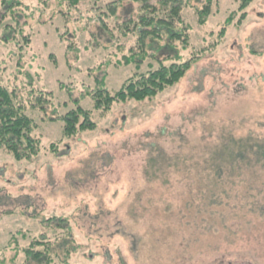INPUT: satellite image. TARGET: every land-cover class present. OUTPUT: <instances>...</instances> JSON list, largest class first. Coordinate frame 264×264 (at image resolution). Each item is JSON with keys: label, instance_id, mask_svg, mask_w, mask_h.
Here are the masks:
<instances>
[{"label": "rangeland", "instance_id": "374dc122", "mask_svg": "<svg viewBox=\"0 0 264 264\" xmlns=\"http://www.w3.org/2000/svg\"><path fill=\"white\" fill-rule=\"evenodd\" d=\"M108 1L99 0L100 4ZM211 1L216 12H211L205 25L196 23L197 28L203 29L194 28L191 42L192 50L197 51L205 41L212 50H207L178 84L152 100L115 103L107 111L94 109L95 78L105 76L110 90L120 89L135 71V65L125 68L117 63L122 56L129 55V45L114 35L110 40V33L93 17L98 10L95 1L81 2L82 20L65 19L60 0H24L25 9L30 12L24 8L18 12L23 14V23L29 16L24 33L32 37L33 54L27 60L41 69L39 84L55 94L46 111L39 109L32 113L38 127L36 132L48 148L31 161H18L0 147V262L4 259L12 263L16 259L15 264H23L25 253L14 248L16 238L20 236L21 246H26L32 236L22 231L34 228L36 232H30L39 235L43 218L55 214L68 218L67 209L85 197L82 199L91 202L87 211L80 214L75 211V218L81 221L77 226L83 232L78 234L77 230L76 237L83 246L69 264H163L164 259L154 255L159 251L156 245L170 246L157 241L153 230L169 212L157 199L141 202L150 192L143 176L149 150L163 147L172 152L189 142L200 145L204 125L207 133H214L213 146L230 144L237 150L233 144L240 140L264 143V0H253L247 9L248 16L237 25L241 0ZM191 2L200 8L207 0ZM229 16L234 24L226 30L222 41L217 30ZM109 26L113 34H121L113 29L115 24L111 22ZM5 27L3 24L0 29L1 41L4 35L11 38ZM0 46L5 47L4 59L9 58L12 39L0 42ZM22 63L29 65L26 61ZM100 63L103 65L99 66ZM77 101L91 110L97 126L79 129L73 137L64 136L63 117L75 108ZM52 143L57 146L56 152L51 151ZM255 158L244 167L247 169L244 179L256 185L253 191L258 196L250 203L255 200L257 205L253 208L257 210V206L264 208V164ZM259 171L261 174L255 176ZM225 186L227 199L239 201L241 190L238 193L233 186ZM90 193L100 198L93 201ZM160 194L165 202L170 199L164 192ZM259 215L253 223L245 221L251 224L245 232L250 244L227 264H238L234 257L241 256H246L251 261L249 264H264V213ZM187 224L184 221V230L188 229ZM218 230L217 226H211L210 230L199 233L197 239L193 238L192 247L198 256L217 244H227L229 231ZM111 245L112 250L108 251ZM172 247L176 249L175 245ZM165 248L160 249L166 255L173 251L171 247ZM157 256L159 259L154 261ZM171 261L184 264L185 260Z\"/></svg>", "mask_w": 264, "mask_h": 264}, {"label": "trees", "instance_id": "16d2710c", "mask_svg": "<svg viewBox=\"0 0 264 264\" xmlns=\"http://www.w3.org/2000/svg\"><path fill=\"white\" fill-rule=\"evenodd\" d=\"M82 1L87 0H60L62 16L65 19L80 17L83 20L84 17L79 16ZM91 1L96 2L98 9L93 17L110 33V40L114 35L121 37L124 44L129 45V55L122 56L117 62L118 65L125 68L135 65L134 73L116 91L107 87L105 76L95 78L96 84L92 94L95 110L109 111L115 103H127L132 100H152L178 84L193 64L207 50H212L206 41L203 44L207 47L192 50L191 42L194 28L203 29H198L196 23L203 26L212 16L214 2L211 0H207L200 8L193 5L191 0H110L105 4H100L99 0ZM252 2L253 0H241V16L236 25L248 16L247 9ZM24 3V0H0V29L3 24L6 25L4 29H8L11 35V38L4 35L0 42L12 39L13 45L11 55L7 59H4L3 55L5 47L0 46V147L18 161H31L41 154L43 149L48 148L43 146L42 138L36 132L38 127L32 113L39 109L46 111L47 107L52 105L55 92L39 84L41 69L32 65V60H27L28 56L33 54L30 52L32 37L24 33V25L29 22V16H24L26 22L23 23V14L18 12L23 8L30 12L25 9ZM28 6L30 8V5ZM189 11L192 13L187 14ZM85 18L89 19V16ZM111 18L117 19L109 22ZM7 21L10 22L5 24ZM111 22L115 24L113 29L120 32L121 36L112 33L113 30L109 26ZM232 24L234 21L229 16L217 30L222 41V36ZM208 30L215 33L213 29ZM130 39H133L131 43L128 42ZM189 50L192 51L188 52ZM35 59L37 58L34 55V61ZM22 61L29 65H24ZM90 111L77 101L75 108L63 117L66 121L64 136L73 137L79 129L96 127ZM206 128V125L202 127L200 145L189 142L184 148L179 147L172 152L163 147L150 149L143 168L144 179L149 183L147 192L151 193H147L141 202L157 199L169 212L159 219L158 226L153 230L156 240L167 243L173 250L166 255L160 249L165 247L156 245L161 253L158 251L154 255L161 256L164 259L163 264H173L171 260L175 259L185 260L184 264H227L232 256H240L238 253L250 244L245 232L251 228V224L247 225L245 221L253 223L259 219V213H264L261 206H257V210L253 208V205H257L255 200L252 205L250 203L258 196L256 191H253L256 185L244 179L247 172L244 167L251 165L255 157L258 163L264 164V143L252 144L250 140L242 143L240 140L239 144H233L237 150H233L230 144L213 146L211 141L214 139V133H207ZM196 146H199V149H193ZM56 147L52 143L51 151L56 152ZM77 172H73V176ZM259 172L253 174L258 176L261 174ZM225 184L233 186L238 193L241 190L239 201L231 202L227 199L225 194L228 189ZM210 187L215 188L211 191ZM162 192L170 198H166V202L161 197ZM90 195L92 196L91 193ZM92 197L91 200L100 198ZM82 198L79 203L75 202L72 209H67L70 211L68 218L57 214L43 218L40 221L43 226L39 235L33 234L36 232L34 228L22 231L32 236L26 246H21L20 236L16 238L17 245L14 248L25 253L23 264H51L54 261L69 264L71 257L80 253L83 245L76 235L77 230L78 234L83 232L81 226H77L80 219H76L75 214L87 211L88 205L91 204ZM76 210L78 211L75 212ZM221 215L226 217L220 218ZM184 221L188 223L187 230H184ZM211 226H217L218 231H229L227 244H224L226 247L217 244L211 250L202 251V256H198L192 247L193 238L197 239L199 233L210 230ZM26 233L23 234L24 237ZM173 245L176 246L175 250ZM153 246L155 247L154 244ZM111 247L112 245L108 246V251L112 250ZM170 247L165 249L170 250ZM102 250L103 253L106 252L104 246ZM158 256L154 261L159 259ZM234 258L238 264L251 263L246 260V256ZM15 261L18 260L6 263L3 259L0 264H15Z\"/></svg>", "mask_w": 264, "mask_h": 264}]
</instances>
